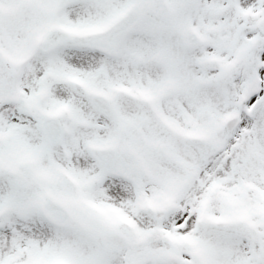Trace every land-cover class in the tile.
<instances>
[{"label": "rangeland", "instance_id": "1", "mask_svg": "<svg viewBox=\"0 0 264 264\" xmlns=\"http://www.w3.org/2000/svg\"><path fill=\"white\" fill-rule=\"evenodd\" d=\"M17 1L0 0V4H5L10 13L18 15ZM39 1V4L44 7L53 0ZM251 2H254L253 9L246 13ZM123 3H125L124 0H82L70 4L64 14L71 20L70 22L76 23L79 27H84L97 24ZM135 3L145 6L147 15L154 10L155 16L144 24L139 33L138 28L140 27L138 26L131 33L118 40V44L122 43L127 47L132 46V51L128 52L127 50L131 49L128 48L125 53L112 54L111 51L105 54L108 57H116L114 62L108 63L112 61L108 59L98 60L94 48L85 43H75L72 40L75 36L68 38L59 34V36L67 38L70 43L53 47L49 52L44 53L42 60L37 57L27 63L18 88L14 85V80L10 79L13 78L11 70L5 72L4 81L3 77L0 76V152L4 153L1 155V159L4 161H0V165L8 169L9 167L6 165L11 163L10 167L16 166L18 169L28 172L29 169L26 170V167L20 164L24 163L32 165L39 174L49 166L48 173L52 171L53 180H58L61 170L70 169L74 171L82 179L81 185L77 187V192L80 189L86 196L93 197V199H97L106 205H103V210L94 211L90 207L88 199L81 198V203L87 207L90 214L93 211V219L89 221L85 219L87 210L82 209L81 215L79 214V217L87 222L91 230L98 232L99 229L118 222L119 212H130L136 219L135 224L139 225L138 227L127 228L130 230L128 231L130 237L134 239L136 244L151 239L147 243H151L152 254L157 257L163 255V252L160 251L163 245L166 246L175 240V230L171 223L173 217H175L174 220H179L176 218V212L170 209L167 213H163L162 209L157 210L156 216H154L151 209L144 207L143 210H148L157 221H165L169 223V226L167 228H162L161 225L150 229L142 228L141 225H145L143 223L145 220L139 217V210H125L120 206L115 208L114 204L110 203H120L127 206L130 202L128 191L132 189L130 184L119 183L115 179L111 181L106 175L101 179L92 180L94 181L92 183L87 182L91 171L97 170L100 173L101 170L98 167L99 163L93 158L90 148L84 144L90 140L91 136L88 134L90 132L93 136L98 134L104 137V140H93H117L122 144L121 148L132 151L134 149L128 142L123 143L129 138L131 142L135 143L141 141L140 137H142L140 143L161 142L160 150L165 155L161 157L163 163L160 167H154L153 177L141 184L140 192L143 194L141 195V202L145 195H149L145 194L149 188H159L161 196L150 195L145 203L155 205L156 202L162 201V205H164V201L167 200L165 204L170 206L172 200L180 201L182 195H191L188 190H191L193 198V195L201 193L204 187L205 194L203 193L202 198L213 196L218 201L222 200V207L219 209L212 207V209L219 210L216 213H225V217L230 216V219L225 221V225L211 226L213 229L209 231L200 230L197 232V237L208 242L211 253L214 255L213 259L211 257L210 264H264V226L247 222L250 217L256 221L255 215L264 216L260 209H256L255 215L251 211L255 206L264 209V196H262L264 192V80L263 90L255 97L254 101L247 105L243 103L244 109H241L242 124L240 126L227 133L224 128H221V132L217 131L219 127L216 124L218 118L222 121L227 114L235 110V107L238 108V106L232 107L231 104L225 103V99L231 98V100L236 99L237 102H241L243 91L251 83L250 76L262 68L264 45L257 50L254 49L252 37H254L255 27L249 28V25L251 24L250 21L255 19L254 10L264 11V0H181L180 4L173 8L170 4L164 6L159 2L154 6V0H150V3L147 0H135ZM184 3L193 7L189 6L188 8ZM193 12L197 19L194 23H188L184 28L185 24L182 22L192 20ZM21 14L22 22L27 20V24L25 25L26 30L20 33L19 39L29 31L41 27L42 21L46 18L45 12L41 9L35 16L30 13L26 16V0ZM145 19H142L141 23H144ZM3 26V17L0 14V27ZM246 28L251 29V31H245ZM183 29L185 33L192 29H199L202 34V38L196 43L197 49L202 51L203 55L201 59L203 71L198 77L201 81H204L208 76L216 78L215 72L221 70L220 92H217V88L213 85L208 87L201 85V81L193 80L191 86L185 83L184 75L189 71V65L195 60V53L192 47H189L182 40L179 32ZM233 30L236 31L234 33L236 37L241 36V34L247 37L249 43L247 47L244 46L243 51L237 49L238 51L235 52L229 41L234 36ZM0 34L1 36L4 35L1 32ZM18 35L19 33L13 28L7 30L6 37L9 41L8 44L0 42V55L6 54L8 57L12 54L17 57L24 54L21 52L27 48L10 50L9 44ZM216 36L219 37L216 38ZM203 37L205 38L203 39ZM215 38L217 41L222 38L229 39L222 43L225 50L217 46ZM77 41L82 42L78 39ZM214 56L217 60L213 58ZM222 67L226 69V78ZM74 72L77 73V80L86 82L87 88L101 86L106 82H112V84L114 82L119 85L129 81L134 85L142 84L147 89H151L170 81L173 87L172 93L165 94L161 105H157L155 108L157 113L171 119V125H164L155 117H149L145 111L139 110L145 102L141 99V94L138 93L137 85H133L129 91L123 88H119V90L115 88L118 93L114 94L109 91L107 95L118 105L120 112L131 119V124L134 125L137 122L143 125L142 131L154 133L139 134L138 131L127 133L128 128H130L129 126L127 128V125L120 132H115L112 130V126L117 123V117L112 120L101 115L97 120L92 117L94 123H89V119H92L90 114H95L92 105L89 103L92 100L84 95L79 97L78 94L76 98L72 86L66 81V77ZM82 87L79 85L76 89L80 90ZM209 100L213 106L220 109L213 114L216 119H211V127L208 129L200 127L201 131H206L200 133L204 136L205 144L193 148L188 145L185 146L184 150L189 155L191 154V159L192 157L194 159L195 165L192 171L195 178H192L191 174L189 180L188 177L182 179V146L185 137L183 138L181 133L177 131L182 138H179L177 134L166 132L170 126H196L199 117L195 113V106L199 107L201 103H206ZM254 103L255 107H252ZM47 106L49 110L50 107L54 106L64 111H71L73 115L70 120L71 126L72 129L76 130V136L66 141L63 139L56 151L53 148L54 145L50 147L51 151L48 150L49 145L47 141L45 143L46 139L44 140V135L39 127V120L33 119V115L38 117L46 113L45 107ZM214 111L217 110L214 109ZM121 113H119L120 116L125 119ZM96 121H105L106 124H95ZM84 130L89 136L77 134V132ZM186 140L190 142L189 139ZM214 143H219L221 148L216 150L213 146ZM63 149L66 150L63 151ZM137 149L140 151L139 145ZM11 151L12 154L18 155L22 162L20 159H18L20 163L13 162L14 157L10 158L12 156ZM49 156L52 159L51 165L48 160ZM137 158L139 157L137 156ZM222 166L223 170H221ZM3 167L0 166V209L4 207L3 204L7 206L6 211L0 214V264H26L25 262L31 258L38 262L47 255L49 256L43 261L49 259L50 264L61 263L52 259L57 257L54 255L69 256L68 258L73 264H100V256L95 245L91 241L80 239L76 230L64 231L62 235L51 236L50 233H54L53 230L56 227L51 226L49 228L50 233H48L43 225L46 223L39 214H37L39 222H35L34 216L31 215L27 217L22 214L18 217L19 212L17 211L14 212L17 218L13 217L9 206L10 200L12 201L10 185L14 174L11 170L4 171ZM145 173L148 177L149 170H146ZM61 179H65L74 185V182L69 180L65 173L62 174ZM195 179L201 182L194 184ZM17 180L26 184V175L18 177ZM68 189L70 188L64 187L61 194H70L72 191L70 192ZM46 193L58 194L51 186ZM257 197L260 199L256 202ZM63 200L72 205L67 199L63 198ZM210 202L211 204L217 203V200ZM210 202L209 206H211ZM191 203L192 199L189 196L180 208H186ZM249 203L255 204L249 206L251 209L248 213L246 204ZM13 204L15 206L26 205V193L17 194ZM133 208L135 207L133 206ZM21 211L28 212L27 207L22 208ZM213 217L217 216L213 215ZM79 229L83 233H88L81 228ZM242 230L251 233L253 245L249 234L241 235ZM154 231L156 232L152 233ZM187 233H191V230H187ZM91 235L95 236V234ZM18 242H24V250H20ZM133 253L135 254L136 251ZM140 253L142 254L143 251ZM100 255L104 254L100 252ZM251 257L255 260L254 263L245 259ZM113 258L117 260L107 258L101 260V263L135 264L138 259V257L125 259L115 256ZM158 264H164V262L160 261Z\"/></svg>", "mask_w": 264, "mask_h": 264}, {"label": "water", "instance_id": "2", "mask_svg": "<svg viewBox=\"0 0 264 264\" xmlns=\"http://www.w3.org/2000/svg\"><path fill=\"white\" fill-rule=\"evenodd\" d=\"M117 236V233L116 232H112V233H106V234H103V240L106 242V241H109L111 238L113 237H116Z\"/></svg>", "mask_w": 264, "mask_h": 264}]
</instances>
